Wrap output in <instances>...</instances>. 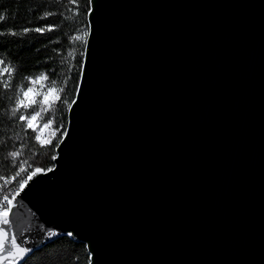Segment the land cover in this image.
Here are the masks:
<instances>
[{
  "label": "water",
  "instance_id": "obj_1",
  "mask_svg": "<svg viewBox=\"0 0 264 264\" xmlns=\"http://www.w3.org/2000/svg\"><path fill=\"white\" fill-rule=\"evenodd\" d=\"M86 20L53 170L0 227L29 256L68 237L89 264H264V0H89Z\"/></svg>",
  "mask_w": 264,
  "mask_h": 264
},
{
  "label": "trees",
  "instance_id": "obj_2",
  "mask_svg": "<svg viewBox=\"0 0 264 264\" xmlns=\"http://www.w3.org/2000/svg\"><path fill=\"white\" fill-rule=\"evenodd\" d=\"M88 9L89 0H76L75 3L72 0H0V58L18 68L14 85L22 83L25 76L47 72L50 80L57 81L58 87L66 86L62 95L69 103L72 101L81 70ZM49 27L52 31H34ZM25 28L30 31L24 33ZM77 35L83 36V40H74ZM15 97V88H0V177L11 178L21 167L28 171L21 173L9 186L15 185L36 166L49 168L53 165L51 156L55 155L54 145L65 130L68 109L63 106V111L55 113L57 119L50 128L53 146L41 147L34 139L37 132L26 129L22 122L10 117ZM46 119L39 122H46ZM54 129L56 135L52 137ZM11 151H19L21 155L12 159L8 157ZM2 181L0 179V183ZM27 264H89V254L83 243L60 237L35 251Z\"/></svg>",
  "mask_w": 264,
  "mask_h": 264
},
{
  "label": "snow or ice",
  "instance_id": "obj_3",
  "mask_svg": "<svg viewBox=\"0 0 264 264\" xmlns=\"http://www.w3.org/2000/svg\"><path fill=\"white\" fill-rule=\"evenodd\" d=\"M73 3L76 0H72ZM45 15H52V13H46ZM30 31L29 29H23L24 33ZM36 32L43 33L45 31H52V28H36ZM15 35V33H12ZM76 41H82L83 36L77 35L74 37ZM18 68L13 67L10 62H6L4 58H0V88L5 90L15 88L16 97L14 107L11 109L10 117L22 122L24 127L32 132H40V135L34 137L35 141L40 144L41 147L53 146V139L44 138L43 130L52 128L55 120L57 119L55 113L57 111H63V106L68 109L72 108V105L76 103L72 100L69 103L64 99L62 93L65 92V87H58L55 79H49V73H40L35 76L23 77L22 83H16L13 81L17 79ZM54 74V73H53ZM36 85L38 87H33ZM78 92L79 89L77 88ZM59 106V107H58ZM19 114V115H18ZM47 117L46 122H43L42 126L39 121H44ZM52 137H55L56 130L52 131ZM67 135V132L64 133ZM55 148L59 147V143L54 145ZM21 155L19 151H11L8 153V157L15 159ZM46 155V154H44ZM56 155L51 156V160L55 161ZM24 164H28V161H24ZM31 167V165H29ZM52 168H44L40 166L34 167L26 179L19 181V187L9 194H4L0 199V223L8 225L9 212L12 209L13 201L20 195V192L33 180L38 174L44 173L45 171L51 172ZM28 171V168L21 167L19 171L15 172L11 178H3L4 186L11 184L21 176V173ZM17 235L22 236V232L16 235H9L8 231L0 227V264H27L29 254L32 249L30 247L22 246L23 241L18 243Z\"/></svg>",
  "mask_w": 264,
  "mask_h": 264
},
{
  "label": "built area",
  "instance_id": "obj_4",
  "mask_svg": "<svg viewBox=\"0 0 264 264\" xmlns=\"http://www.w3.org/2000/svg\"><path fill=\"white\" fill-rule=\"evenodd\" d=\"M28 173L23 175V178L22 179H26ZM19 187V181L13 185V186H4V180L0 183V199H2L3 195L4 194H9V196L11 197V193L13 191H15L16 189H18ZM0 210H3V209H0Z\"/></svg>",
  "mask_w": 264,
  "mask_h": 264
},
{
  "label": "rangeland",
  "instance_id": "obj_5",
  "mask_svg": "<svg viewBox=\"0 0 264 264\" xmlns=\"http://www.w3.org/2000/svg\"><path fill=\"white\" fill-rule=\"evenodd\" d=\"M33 87H38V86H36V85H33ZM38 123H40V122H38ZM41 124V126H42V124L43 123H40ZM41 133L40 132H37V135H40ZM43 136H44V138H50V128L49 129H45V130H43Z\"/></svg>",
  "mask_w": 264,
  "mask_h": 264
}]
</instances>
